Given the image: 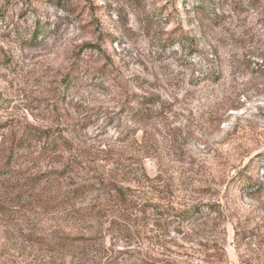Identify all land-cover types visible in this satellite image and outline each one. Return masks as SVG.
I'll return each instance as SVG.
<instances>
[{
  "label": "rangeland",
  "instance_id": "1",
  "mask_svg": "<svg viewBox=\"0 0 264 264\" xmlns=\"http://www.w3.org/2000/svg\"><path fill=\"white\" fill-rule=\"evenodd\" d=\"M262 61L264 0H0V264H264Z\"/></svg>",
  "mask_w": 264,
  "mask_h": 264
},
{
  "label": "trees",
  "instance_id": "2",
  "mask_svg": "<svg viewBox=\"0 0 264 264\" xmlns=\"http://www.w3.org/2000/svg\"><path fill=\"white\" fill-rule=\"evenodd\" d=\"M171 36L169 37V39L171 40V43L172 42H178L179 44H181L182 46H184L187 43H189V45L193 44L192 40L193 38L189 37L188 35H186L184 32L182 31H175V32H171ZM257 71H261L264 73V61L260 62V64H258V68L256 69ZM74 79H76V77H74ZM151 102L150 99H146V100H141L140 103H143V104H147ZM136 116V115H135ZM47 131H42V130H37L35 129L34 131L31 132V136H32V140L34 141H43V140H47L49 139L50 141H52L54 144V140H51L49 136H46ZM255 164L256 167H260V165H262L264 167V151H261V152H257L255 153L251 158L248 159V161L246 162V164L243 166V170L250 167L251 164ZM264 170V168H263ZM246 177V176H245ZM247 178V177H246ZM257 182H254L252 181L251 179L247 181H245V186L248 190H252V189H255L257 187ZM74 190L71 189L69 190L66 194H68L69 192H73ZM119 194V195H118ZM117 195L119 196V201L121 203L125 202V196L124 194L122 193V191H117ZM123 196V197H122ZM193 214H196V211H185V212H181L179 213V216L182 218V219H190ZM140 264H175V263H172L170 261H164L162 263H153V262H143V263H140Z\"/></svg>",
  "mask_w": 264,
  "mask_h": 264
}]
</instances>
